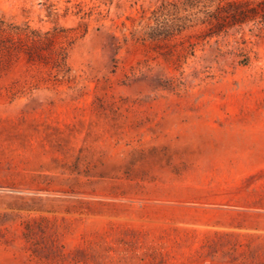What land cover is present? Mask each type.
<instances>
[{
    "label": "rangeland",
    "instance_id": "rangeland-1",
    "mask_svg": "<svg viewBox=\"0 0 264 264\" xmlns=\"http://www.w3.org/2000/svg\"><path fill=\"white\" fill-rule=\"evenodd\" d=\"M0 23V264H264V0Z\"/></svg>",
    "mask_w": 264,
    "mask_h": 264
},
{
    "label": "trees",
    "instance_id": "trees-1",
    "mask_svg": "<svg viewBox=\"0 0 264 264\" xmlns=\"http://www.w3.org/2000/svg\"><path fill=\"white\" fill-rule=\"evenodd\" d=\"M0 24H2V23H0ZM34 36H36V34ZM31 42H32V44L29 47L27 46V49H26L27 54L29 56H32V57H33V54H36L37 56H41L39 53H36V52H37V50H39L40 46L42 45V43H43L42 40L41 39H39V40L34 39ZM58 58H59L58 59L59 62H61V60H62L61 64H66V53L65 52L63 53V55H61V58L60 57H58Z\"/></svg>",
    "mask_w": 264,
    "mask_h": 264
}]
</instances>
